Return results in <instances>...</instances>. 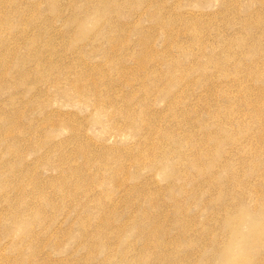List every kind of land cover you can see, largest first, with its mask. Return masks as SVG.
Listing matches in <instances>:
<instances>
[{
	"label": "rangeland",
	"instance_id": "obj_1",
	"mask_svg": "<svg viewBox=\"0 0 264 264\" xmlns=\"http://www.w3.org/2000/svg\"><path fill=\"white\" fill-rule=\"evenodd\" d=\"M166 11L195 24L162 27ZM257 195L264 0H0V247L101 219L128 242L138 229L118 225L151 214L176 264H215L214 248L243 246L231 220L249 231Z\"/></svg>",
	"mask_w": 264,
	"mask_h": 264
},
{
	"label": "bare ground",
	"instance_id": "obj_2",
	"mask_svg": "<svg viewBox=\"0 0 264 264\" xmlns=\"http://www.w3.org/2000/svg\"><path fill=\"white\" fill-rule=\"evenodd\" d=\"M168 13L170 14L169 11H166V15L161 14V17L158 20L162 27L168 26L169 23H173L176 20H180L181 22L178 21L180 24L183 21V23L186 22L185 25H191L188 24L191 20L183 13H181V15L170 14L167 16ZM151 18L155 20V14H152ZM194 21L191 22L195 24ZM15 56H18L20 61L26 62V58L21 56L18 51H15ZM144 60L145 61H142L139 66H136V68L139 70L146 68L148 65L146 62L147 59L145 58ZM149 69L150 72L156 75L161 74V70H158L156 66H151ZM97 80L98 79L95 80V83L92 86L94 92L99 90L96 85ZM77 86L82 92H86L88 89V87L80 85V83H78ZM125 100H128V98ZM112 102L114 103L115 101L112 100ZM99 105L101 106L100 103ZM127 118L131 120L134 119L129 115ZM143 122H147L145 121V117L143 118ZM16 126L19 128V125ZM8 132L6 133L7 136L10 135ZM11 138L14 139V141L19 140L18 136H12ZM194 162L199 163L198 160H195ZM154 165L155 163L151 162V166ZM233 196L238 198L236 203H238L239 206H243L240 204L243 202V199L241 200L242 196L237 195L236 193L233 194ZM263 200L264 195H261L260 197L257 195L258 202L256 203L255 208L259 210L257 211L258 215L251 212L254 216H250L249 218V231L246 233H242L237 226L240 217L231 220L233 224L231 226H233V228L232 235L229 236V239L232 240L233 237L239 238L242 241L243 246L237 253L232 250V245L228 243H225L221 249L218 247L214 248L213 255L216 259L215 264H255L254 260L257 261L259 252L253 247L258 246V248H261L264 245ZM28 208L29 205H26V211ZM240 209L246 213L244 210L245 208H239L238 210L240 211ZM23 210L25 211V209ZM23 210H20V212L22 213ZM143 210L140 211V214L143 213ZM144 212L147 213L146 211ZM137 215L138 214H136V216ZM107 221L110 224L113 223L110 218L107 219ZM150 221H154V217L151 214H144V219L142 220V222L146 223L144 226L143 224H140L141 220H138L137 224H134V220H132V223L130 221H123L118 225L120 229L131 225L138 229L137 235L141 239L140 241L145 242L141 246H139L136 241L139 240V238L127 242V237L125 239L119 233L109 234L104 232L105 230L103 228H105L106 224L105 219H101L100 223L97 225L101 228H98L96 232L85 231L81 235H74L75 232L72 234L71 229H65L61 225L52 227L50 230L46 227V230L44 231H38L31 228L27 232L21 234L18 240L14 242L12 252L7 251V246L0 247V264H160L158 260L162 261L163 259L168 261L167 264H176L175 257H170L171 241H164L166 237V229H159L158 227L160 225L157 226L158 224L155 225L157 227L149 228L150 226L148 227L147 225ZM133 233L129 234L131 235ZM67 241H72V244L66 246V243L68 244ZM157 246H161L160 249ZM163 248H165L167 252H163ZM150 249H156V256L147 252Z\"/></svg>",
	"mask_w": 264,
	"mask_h": 264
}]
</instances>
